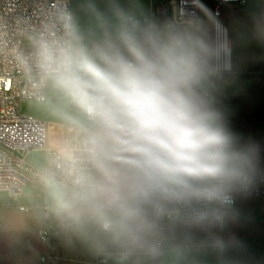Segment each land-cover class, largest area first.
Wrapping results in <instances>:
<instances>
[{
  "label": "clouds",
  "instance_id": "obj_1",
  "mask_svg": "<svg viewBox=\"0 0 264 264\" xmlns=\"http://www.w3.org/2000/svg\"><path fill=\"white\" fill-rule=\"evenodd\" d=\"M117 21L90 51L40 41L37 67L85 129L65 154L74 192L63 219L77 236L91 225L120 250L152 252L164 221L226 227L262 161L217 107L230 50L210 42L199 18L174 12L158 26L119 10Z\"/></svg>",
  "mask_w": 264,
  "mask_h": 264
},
{
  "label": "crops",
  "instance_id": "obj_2",
  "mask_svg": "<svg viewBox=\"0 0 264 264\" xmlns=\"http://www.w3.org/2000/svg\"><path fill=\"white\" fill-rule=\"evenodd\" d=\"M79 2L84 4L77 11L72 10L70 2V42L85 51L112 33L119 10L132 11L142 22L158 26L171 21L176 12L175 4L166 0ZM213 2L198 0V18L210 42L219 41L230 50L232 66V72L226 74L222 87L214 93L216 104L230 132L242 143L258 145L260 177L264 179V0L220 5L216 18ZM46 95L43 103H36L42 107L32 116L47 124L49 146L57 148L67 134L84 135L79 115L47 84ZM28 159L40 165L44 154L30 152ZM23 192L10 198L0 194V264H95L100 255L107 257L108 264H264V196L238 198L235 218L223 229L206 230L175 221L167 224L162 247L152 252H125L108 244L91 225L81 229L84 235L75 234L61 209L72 195L68 190L28 184ZM42 203L49 207L48 221L38 208ZM20 206L28 209L19 211ZM48 223L53 229L44 245L37 232ZM218 239L227 245L223 251L216 247ZM42 257L44 262L40 261Z\"/></svg>",
  "mask_w": 264,
  "mask_h": 264
},
{
  "label": "built area",
  "instance_id": "obj_3",
  "mask_svg": "<svg viewBox=\"0 0 264 264\" xmlns=\"http://www.w3.org/2000/svg\"><path fill=\"white\" fill-rule=\"evenodd\" d=\"M151 2L152 0H147ZM172 1L176 13L198 18V0ZM244 4V0H214L213 17L220 5ZM71 14L69 0H0V194L8 198L22 195L28 184L60 186L74 192V174L66 161V152L79 145L83 135L63 136L57 148L48 144L47 124L20 111L22 102L43 103L46 83L40 79L36 50L40 41L70 42ZM30 152L44 154L42 164L28 159ZM252 198L264 196V179L258 177ZM44 220H49L47 203L38 206ZM28 208L20 206L19 211ZM164 221L154 248L163 246L167 224ZM53 226L38 230L40 242L47 245ZM41 262L45 257L40 258ZM95 264H108L100 255Z\"/></svg>",
  "mask_w": 264,
  "mask_h": 264
},
{
  "label": "rangeland",
  "instance_id": "obj_4",
  "mask_svg": "<svg viewBox=\"0 0 264 264\" xmlns=\"http://www.w3.org/2000/svg\"><path fill=\"white\" fill-rule=\"evenodd\" d=\"M80 0H70L71 5H72V10L73 11H77L81 4H84L82 2H79ZM41 104H36V103H32V102H25L21 104V109L23 112L27 113V114H31L33 115L36 111H38L41 108Z\"/></svg>",
  "mask_w": 264,
  "mask_h": 264
}]
</instances>
